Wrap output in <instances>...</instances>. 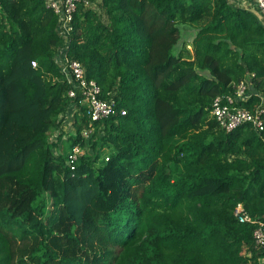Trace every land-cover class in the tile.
<instances>
[{"label": "trees", "instance_id": "16d2710c", "mask_svg": "<svg viewBox=\"0 0 264 264\" xmlns=\"http://www.w3.org/2000/svg\"><path fill=\"white\" fill-rule=\"evenodd\" d=\"M186 23L192 59L189 42L175 51ZM57 25L46 0H0V264H264L256 224L234 214L242 202L264 221L263 132L211 114L252 73L264 93L258 14L229 0L81 3L68 54L115 101L99 120L68 94Z\"/></svg>", "mask_w": 264, "mask_h": 264}, {"label": "built area", "instance_id": "2783aa9c", "mask_svg": "<svg viewBox=\"0 0 264 264\" xmlns=\"http://www.w3.org/2000/svg\"><path fill=\"white\" fill-rule=\"evenodd\" d=\"M252 1L264 23V0ZM102 2L103 0H46L47 6L58 15L57 30L64 39V45L58 48L56 60L62 73L72 84L68 94L70 97H76L80 94L82 103L87 107L92 120H99L114 113L115 101L101 97L102 89L98 82L95 79L87 78L83 63L69 56L68 41L74 30V16L79 5L83 3L87 8L100 10ZM32 64L33 66L37 65L36 61H33ZM254 76L255 74L252 73L250 77L241 80L236 85L234 93L217 95L212 102L211 114L219 126L226 131H232L243 124H250L257 132H263L262 138L264 140V93L253 87L252 78ZM254 96L258 97L259 101L254 104L253 108L240 104L243 101H249ZM83 132L88 137L90 130ZM84 152L80 145L75 146L70 154L71 161L76 160ZM234 214L240 222L256 224L254 230L255 246L264 248V221L253 218L246 211L242 202L238 203Z\"/></svg>", "mask_w": 264, "mask_h": 264}, {"label": "rangeland", "instance_id": "374dc122", "mask_svg": "<svg viewBox=\"0 0 264 264\" xmlns=\"http://www.w3.org/2000/svg\"><path fill=\"white\" fill-rule=\"evenodd\" d=\"M181 27V42L180 44H178V46L175 48V51L181 47V43L183 41H186V42H189L190 44L187 45V51H186V56L187 57H190L191 59L194 57L195 55V49L193 47V45L191 44V41H192V37H193V34H195V32H197L196 30V26H192V25H188L187 23L186 24H181L180 25ZM74 110V107L73 109L71 110V112ZM70 112V113H71ZM69 125H71L70 121L68 123ZM72 128V127H71ZM68 130V129H67ZM58 132H53L51 134L52 136V139H54L56 136H57ZM85 151V150H84ZM105 155H110L111 154V151L109 148H106L105 149Z\"/></svg>", "mask_w": 264, "mask_h": 264}, {"label": "crops", "instance_id": "0c3cea01", "mask_svg": "<svg viewBox=\"0 0 264 264\" xmlns=\"http://www.w3.org/2000/svg\"><path fill=\"white\" fill-rule=\"evenodd\" d=\"M229 1L237 6L244 7L248 10L254 11L259 16L258 9L252 0H229Z\"/></svg>", "mask_w": 264, "mask_h": 264}]
</instances>
